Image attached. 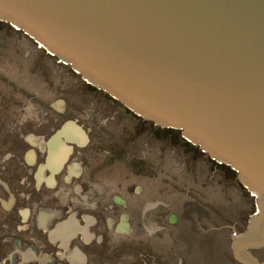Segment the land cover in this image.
Returning a JSON list of instances; mask_svg holds the SVG:
<instances>
[{
  "label": "flooded vegetation",
  "instance_id": "flooded-vegetation-1",
  "mask_svg": "<svg viewBox=\"0 0 264 264\" xmlns=\"http://www.w3.org/2000/svg\"><path fill=\"white\" fill-rule=\"evenodd\" d=\"M82 81L81 92L102 93L104 103L82 112L66 86L54 100L30 95L29 117L0 135V264H214L200 261L214 243L224 249L220 264H264L259 238L245 236L255 208L236 219L217 214L234 229L215 230L211 200L133 157L134 136L162 142L172 134L198 147ZM105 108L117 115L101 118ZM208 158L212 170L235 175Z\"/></svg>",
  "mask_w": 264,
  "mask_h": 264
},
{
  "label": "water",
  "instance_id": "water-1",
  "mask_svg": "<svg viewBox=\"0 0 264 264\" xmlns=\"http://www.w3.org/2000/svg\"><path fill=\"white\" fill-rule=\"evenodd\" d=\"M0 22L229 167L264 246V0H0Z\"/></svg>",
  "mask_w": 264,
  "mask_h": 264
},
{
  "label": "rangeland",
  "instance_id": "rangeland-1",
  "mask_svg": "<svg viewBox=\"0 0 264 264\" xmlns=\"http://www.w3.org/2000/svg\"><path fill=\"white\" fill-rule=\"evenodd\" d=\"M81 84H83L81 76L75 74L71 66L62 68L54 66L52 58L38 50L32 39L13 29L9 24L0 22V118L2 116L6 120L5 126L0 127V135H3V132L9 134L15 129L12 126L14 119L29 117L28 109L33 102L29 101L30 95H36L37 102L41 98L54 100L62 95V89L66 86L70 92L71 107L78 104L82 112H88L91 107L97 108L100 103H104V94H93L89 89L82 93ZM21 90L26 91L27 98L22 96ZM23 109H26L27 113H24ZM115 115L117 114H110L105 108L101 118H111ZM124 115L118 117L122 118ZM171 136L173 135L167 134L162 142L157 141L152 135L145 138L134 136V161L145 159L150 166L157 167L158 172L164 173V177H173L176 174L178 176L176 181L183 190L196 193L205 201L211 200L214 207L215 230L222 229L226 224L234 229L232 224L226 223V218L236 219L249 215L255 208L253 198L237 186L236 175L227 174L226 170L222 172L212 170L208 155H202L199 148L194 150L193 147L186 146L182 139L178 145V138ZM217 214H223L226 218L221 219ZM214 236L218 239L223 237L221 234ZM212 249L209 259H205L206 251L203 250L200 261L222 263L224 258L222 245L214 243Z\"/></svg>",
  "mask_w": 264,
  "mask_h": 264
}]
</instances>
